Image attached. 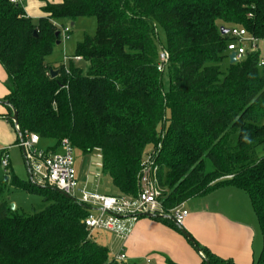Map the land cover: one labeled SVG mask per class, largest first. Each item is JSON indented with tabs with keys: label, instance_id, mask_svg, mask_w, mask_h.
<instances>
[{
	"label": "trees",
	"instance_id": "16d2710c",
	"mask_svg": "<svg viewBox=\"0 0 264 264\" xmlns=\"http://www.w3.org/2000/svg\"><path fill=\"white\" fill-rule=\"evenodd\" d=\"M41 12L34 19L20 1L0 0V63L20 131L55 139L52 152L63 138L83 154L98 150L102 173L118 193L133 196L146 151L158 149L166 212L221 185L244 189L263 235L255 264H264V156L255 157L264 143V65L258 50L231 63L230 32L221 31L242 26L264 39V0H44ZM80 17L97 20L96 34H86L74 55L89 70L74 59L70 66L48 63L62 40L59 21ZM163 50L168 67L159 70ZM10 186L41 195L43 208L33 214L12 209L5 194ZM89 213L54 187L9 170L0 182V264H136L111 256L94 239L84 223ZM198 247L201 264H235Z\"/></svg>",
	"mask_w": 264,
	"mask_h": 264
},
{
	"label": "crops",
	"instance_id": "0c3cea01",
	"mask_svg": "<svg viewBox=\"0 0 264 264\" xmlns=\"http://www.w3.org/2000/svg\"><path fill=\"white\" fill-rule=\"evenodd\" d=\"M18 1L23 3L30 17L35 19L42 15L44 0H26V5L25 0ZM257 50L264 61V39L257 42ZM9 85V75L0 63V159L4 150L10 153L13 147H20L24 153V149L19 145L20 135L11 121L12 107L5 103L8 101ZM11 163L10 158V165ZM77 178L79 183L83 184L78 173ZM84 183L87 188L90 187L88 175ZM208 194L198 196L203 197L204 201L193 206L182 227H178L174 221L171 223L154 217L139 216L126 237L107 230H95L99 232L98 237L100 235L101 240L94 239L108 249L116 248L114 257L125 253L127 263L163 264L162 255L173 256L174 249L179 250V245L186 249L185 253L193 254L188 248V243L177 231L184 229L200 246L207 247L221 258L231 259L235 264H255L258 259L255 241L259 228L257 220L254 219L255 212L252 215L249 213L248 193L232 184H225ZM170 261L175 264H197L199 257H182L180 263L172 259Z\"/></svg>",
	"mask_w": 264,
	"mask_h": 264
},
{
	"label": "built area",
	"instance_id": "2783aa9c",
	"mask_svg": "<svg viewBox=\"0 0 264 264\" xmlns=\"http://www.w3.org/2000/svg\"><path fill=\"white\" fill-rule=\"evenodd\" d=\"M70 27L62 29V38H69ZM232 41L228 44L230 53L236 52L237 60L243 59L248 51L257 50L259 38L250 34L245 27L233 26L229 30ZM82 60L81 56L73 58L65 55L64 64L68 61ZM168 53L161 51L159 54L158 69L163 70L168 62ZM261 65L264 61L261 60ZM18 127H16V130ZM19 145L24 149L26 159L39 158L46 168L44 179L40 185H48L75 197L80 203L90 207V213L84 219L86 227L94 232L95 230H107L119 236L126 237L134 222L139 216L145 213L171 215L178 227H182L185 219L189 215V210L183 204L166 212L161 198L162 190L159 188L154 166H150L151 159L146 157L142 165L140 174V189L136 196L127 194H105L93 192L86 187L79 188L77 170L75 166V148L68 138L61 141L60 152H44L36 148L40 142V136L36 133L23 132ZM156 158V157H155ZM150 162V163H149ZM155 164V162L153 163ZM0 165L7 168L10 165L8 151L4 150L0 159ZM101 165V164H100ZM120 261H125V253L115 256Z\"/></svg>",
	"mask_w": 264,
	"mask_h": 264
},
{
	"label": "rangeland",
	"instance_id": "374dc122",
	"mask_svg": "<svg viewBox=\"0 0 264 264\" xmlns=\"http://www.w3.org/2000/svg\"><path fill=\"white\" fill-rule=\"evenodd\" d=\"M25 0V5H26ZM30 4V3H29ZM61 29L68 26L71 28V32L69 33L68 39L61 40L60 44H56L54 47L53 52L46 57V61L48 63H51L53 65H59L61 63H64V56L67 55L71 58L74 57L76 54L77 46L80 42L83 41L86 34L88 35H95L97 32V20L95 17H80L78 18L73 24L71 21L68 20H61L59 21ZM157 33L159 40L163 46L166 45V35L162 27H157ZM229 54V52H228ZM229 62V58L225 57L224 63H223V69H226ZM77 65L83 68L84 72H87L89 70V62L86 60H80L77 61ZM68 66H70V62L68 63ZM168 67V64L167 66ZM162 84L163 89L165 91H168L170 89V74L169 70L166 68L165 71L162 73ZM168 118L170 117V110L167 112ZM168 122V121H167ZM57 145V141L55 139L51 138H41V141L38 145H36V148L41 149L44 152H52V149H54ZM60 148L58 151L60 152ZM158 152L157 150L148 149L146 153L149 156L150 166H154V172L156 173V177L158 178L159 170L161 169L160 162L156 163V155ZM10 158H11V165L9 167L5 168L0 165V182L5 180V177L7 176L8 171L12 170V172L17 175L19 179H22L24 181H31L32 183H41L44 179V172L46 171V168L43 166V162L39 158H33L32 160L26 159L25 153H23L22 149L20 147H13L10 149ZM75 156V166L77 169L78 177H81L82 183L80 184L79 181V188L86 187L84 185L85 178L88 175L90 179V187L87 188L90 191L93 192H99V193H105V194H115L118 193V190L115 188V186L112 183V180L109 176H106L102 173V168L99 164H101L102 159L99 155L98 150H94L90 154H83L78 149H75L74 152ZM264 156V143L261 144L256 152L255 157L260 158ZM146 157L144 158V160ZM145 163H148L144 161ZM155 162V164H153ZM142 169H144V166L142 165ZM162 171L165 172L166 168H162ZM34 181V182H33ZM9 202L11 204L15 205V208L19 212H23L25 214H33L34 212L40 211L43 208V197L37 193H32L29 191H25L22 189H17L13 186H10L8 190L5 192ZM209 195V194H208ZM204 201L203 197H195L186 203L183 204L184 208H187L189 211L192 210L193 206L195 204H199V202ZM248 209L249 213L252 215L254 213L253 206L251 204V201L248 202ZM254 216V215H253ZM254 219L257 220L256 214L254 216ZM258 223L259 233L255 241V248H257V254L258 257L262 251V241H263V235L262 230ZM133 224V222H132ZM102 231V230H98ZM98 231H95L92 233L93 237L97 239V241H100L101 237L99 235L98 237ZM179 234L181 235V238L188 243V248L193 254H189L188 252L185 253L184 249L181 245L178 246L179 250L174 249L173 256L169 255H162L163 257V264H175L173 261L180 263L182 260V257H199V261L197 264L202 263V257L197 251L196 247L193 245V243L182 233V231L177 230ZM119 247V246H118ZM116 248L109 249L110 255L113 256ZM185 253V254H184ZM173 257V258H172ZM168 258H170L168 260ZM127 262V261H124ZM147 264V263H145ZM150 264V263H148ZM153 264H156L155 262Z\"/></svg>",
	"mask_w": 264,
	"mask_h": 264
},
{
	"label": "water",
	"instance_id": "95a60500",
	"mask_svg": "<svg viewBox=\"0 0 264 264\" xmlns=\"http://www.w3.org/2000/svg\"><path fill=\"white\" fill-rule=\"evenodd\" d=\"M221 31H222V33H224V34H227L228 32H229V29L228 28H225V27H221ZM56 35H57V37L60 35V31H58L57 33H56ZM34 36L35 37H37V34H36V32H34ZM57 44H60V41H57ZM229 58H230V62L231 63H235L236 61H237V57H236V52H232V53H230L229 54ZM58 74V71H53V76H56ZM7 105H10L11 106V104L9 103V101H6L5 102ZM12 107V106H11ZM12 109H13V115H12V119H13V121H14V123H15V127H18V129H17V132H18V134L20 135V137H21V139L23 138V135H22V132L20 131V129H19V126H18V112H17V110L15 109V108H13L12 107ZM25 153V152H24ZM26 155V154H25ZM34 182V181H33ZM35 183V182H34ZM37 184V183H36ZM37 185H40V184H37ZM56 189V188H55ZM58 191H60L59 189H57ZM63 195H65L66 197H68V198H72L73 200H77L75 197H73V196H71V195H68V194H66V193H64V192H62V191H60ZM78 201V200H77ZM11 207H12V209H15V205L14 204H11ZM142 216H147V217H163V218H170L171 220H173L174 221V218L171 216V215H161V214H151V213H145V214H143ZM181 231H182V233L193 243V245L196 247V249H197V251L199 252V253H201V250H200V248L198 247V244H197V242L195 241V239L188 233V232H186L184 229H181Z\"/></svg>",
	"mask_w": 264,
	"mask_h": 264
}]
</instances>
